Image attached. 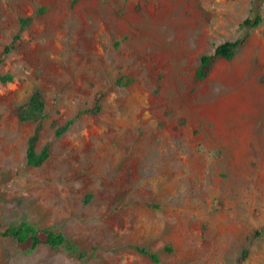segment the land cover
<instances>
[{"label": "rangeland", "instance_id": "obj_1", "mask_svg": "<svg viewBox=\"0 0 264 264\" xmlns=\"http://www.w3.org/2000/svg\"><path fill=\"white\" fill-rule=\"evenodd\" d=\"M0 56L1 229L27 221L80 250L0 233V264H156L138 248L264 264V0H0ZM37 92L50 158L35 167L38 124L18 109Z\"/></svg>", "mask_w": 264, "mask_h": 264}, {"label": "trees", "instance_id": "obj_2", "mask_svg": "<svg viewBox=\"0 0 264 264\" xmlns=\"http://www.w3.org/2000/svg\"><path fill=\"white\" fill-rule=\"evenodd\" d=\"M29 21L24 20L23 24L26 25ZM261 22L262 19L258 15L255 19L247 18L243 25L247 29H250L256 28ZM246 40L247 37L237 39L236 41H227L219 45L212 55L203 56L197 71V78L200 80L207 78L214 64L218 60H233L238 50L245 44ZM12 49V46L7 47L5 49V54L10 53ZM2 64L3 58L0 56V67ZM12 80L13 77L11 75L0 74V81L2 82L6 83L11 82ZM97 108L100 110L99 105H97ZM18 113L21 120H33L38 124L28 142L27 164L35 167L41 166L50 158V148L48 145L40 153L36 150L43 129L42 121L45 117V102L42 94L40 92L35 93L27 105L18 109ZM71 124L72 121L63 128L57 130L56 135L62 136L68 131ZM0 233L4 237L12 238L17 243L18 247L26 253H32L41 246H48L51 249L65 248L68 252H71L74 255H78L80 252L77 246L68 243L64 234L51 228H40L27 221H24L15 227L8 228L5 231H2L0 226ZM137 251L142 255L148 256L156 264L161 262L157 253L151 252L145 248H138ZM167 251H171V249L167 248ZM80 256L82 258L85 257L83 254H80Z\"/></svg>", "mask_w": 264, "mask_h": 264}]
</instances>
